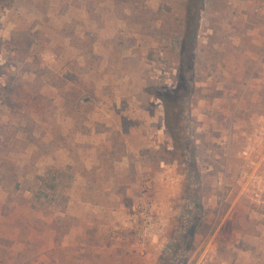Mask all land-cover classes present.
<instances>
[{
	"label": "rangeland",
	"instance_id": "374dc122",
	"mask_svg": "<svg viewBox=\"0 0 264 264\" xmlns=\"http://www.w3.org/2000/svg\"><path fill=\"white\" fill-rule=\"evenodd\" d=\"M188 3H0V264H264V0H204L183 154Z\"/></svg>",
	"mask_w": 264,
	"mask_h": 264
},
{
	"label": "trees",
	"instance_id": "16d2710c",
	"mask_svg": "<svg viewBox=\"0 0 264 264\" xmlns=\"http://www.w3.org/2000/svg\"><path fill=\"white\" fill-rule=\"evenodd\" d=\"M4 1L7 0H0V3ZM203 10L204 0H189L186 7L184 35L180 43V63L177 85L174 88L161 87L152 93L153 96L162 101L165 110V127L173 140L175 149L183 154L188 151L185 132L189 128V124L186 123V120L190 118L189 105L196 91L194 60ZM53 174L56 176L55 173ZM42 181L41 184H46L44 183L46 182L45 179H42ZM48 186L52 189L56 188L55 184L48 183ZM192 215L191 210L186 213L188 218ZM199 226L200 222H197V219L191 223L189 221L184 225L185 231L192 240ZM180 247L181 240L171 242L166 249L170 255L166 259H162L159 264H174L177 259V251Z\"/></svg>",
	"mask_w": 264,
	"mask_h": 264
},
{
	"label": "crops",
	"instance_id": "0c3cea01",
	"mask_svg": "<svg viewBox=\"0 0 264 264\" xmlns=\"http://www.w3.org/2000/svg\"><path fill=\"white\" fill-rule=\"evenodd\" d=\"M255 29V28H254ZM253 34H255V31H253ZM255 36V35H254ZM254 43H256V39L254 38L253 40Z\"/></svg>",
	"mask_w": 264,
	"mask_h": 264
},
{
	"label": "water",
	"instance_id": "95a60500",
	"mask_svg": "<svg viewBox=\"0 0 264 264\" xmlns=\"http://www.w3.org/2000/svg\"><path fill=\"white\" fill-rule=\"evenodd\" d=\"M230 225V224H229Z\"/></svg>",
	"mask_w": 264,
	"mask_h": 264
}]
</instances>
